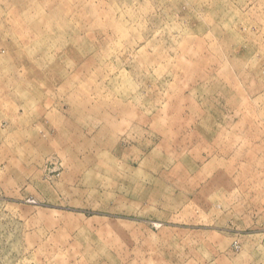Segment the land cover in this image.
<instances>
[{
  "label": "rangeland",
  "instance_id": "obj_1",
  "mask_svg": "<svg viewBox=\"0 0 264 264\" xmlns=\"http://www.w3.org/2000/svg\"><path fill=\"white\" fill-rule=\"evenodd\" d=\"M0 264H264V0H0Z\"/></svg>",
  "mask_w": 264,
  "mask_h": 264
}]
</instances>
